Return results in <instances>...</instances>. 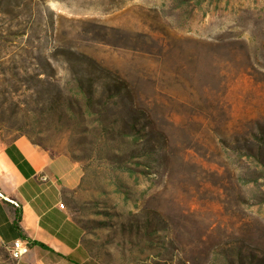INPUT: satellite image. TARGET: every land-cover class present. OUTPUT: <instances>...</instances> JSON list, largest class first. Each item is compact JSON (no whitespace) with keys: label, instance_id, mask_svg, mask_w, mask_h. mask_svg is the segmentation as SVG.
I'll return each instance as SVG.
<instances>
[{"label":"rangeland","instance_id":"obj_1","mask_svg":"<svg viewBox=\"0 0 264 264\" xmlns=\"http://www.w3.org/2000/svg\"><path fill=\"white\" fill-rule=\"evenodd\" d=\"M66 155L110 264H264V0H0V144Z\"/></svg>","mask_w":264,"mask_h":264},{"label":"crops","instance_id":"obj_2","mask_svg":"<svg viewBox=\"0 0 264 264\" xmlns=\"http://www.w3.org/2000/svg\"><path fill=\"white\" fill-rule=\"evenodd\" d=\"M81 182L66 155L51 156L26 138L0 144V264H110L92 254L94 235L75 216ZM17 240L29 252L14 260Z\"/></svg>","mask_w":264,"mask_h":264},{"label":"built area","instance_id":"obj_3","mask_svg":"<svg viewBox=\"0 0 264 264\" xmlns=\"http://www.w3.org/2000/svg\"><path fill=\"white\" fill-rule=\"evenodd\" d=\"M60 208L65 209V205L60 204ZM28 252H29V244L21 240H17L16 242H14V244L10 248L11 257L14 260H19L23 258L28 254Z\"/></svg>","mask_w":264,"mask_h":264}]
</instances>
